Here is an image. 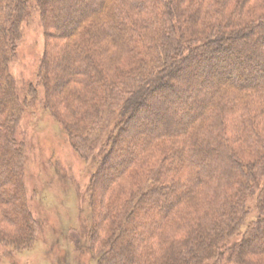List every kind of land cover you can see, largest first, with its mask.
Wrapping results in <instances>:
<instances>
[{"label": "trees", "instance_id": "trees-1", "mask_svg": "<svg viewBox=\"0 0 264 264\" xmlns=\"http://www.w3.org/2000/svg\"><path fill=\"white\" fill-rule=\"evenodd\" d=\"M254 3L0 0V239L24 249L36 230L23 184L27 148L16 135L27 103L10 72L22 22L36 11L56 39L46 41L38 73L43 105L94 164L87 192L95 223L71 236L75 254L94 264H264V75L242 78L226 59L236 50L228 40L246 46L264 37V10ZM205 60L223 68L195 90L190 108L162 102L158 120L131 122L151 111L149 99L173 92L175 71Z\"/></svg>", "mask_w": 264, "mask_h": 264}, {"label": "rangeland", "instance_id": "rangeland-1", "mask_svg": "<svg viewBox=\"0 0 264 264\" xmlns=\"http://www.w3.org/2000/svg\"><path fill=\"white\" fill-rule=\"evenodd\" d=\"M257 1L254 4L259 6L260 1ZM259 7L264 10L262 5ZM260 10L256 9V12ZM58 32L57 29H49V34ZM255 32L257 34L258 30ZM250 40L252 44L246 46L227 41L228 45L236 46L237 51L230 49L234 56L226 59L228 63L230 61L232 70L245 79L250 75H264V37L254 34ZM46 41L47 46L51 47V41L55 43L56 39L45 36L39 14L33 11L22 22L21 37L15 57L10 63V72L15 80L17 94L21 100L26 99L27 103L18 121L16 135L27 148L23 184L27 206L36 221V230L32 244L24 249H17L0 239V264H94L87 252L76 255L70 242L72 235H85V231L95 223L87 192L94 164L86 162L74 151L58 116L43 105L45 91L39 83L38 73L41 71ZM55 46L53 44L52 47ZM240 53L244 59L240 58ZM244 55H251L257 65L252 66V62L249 64ZM238 61L242 68L236 66ZM207 63L208 60L201 61L190 72L186 69L175 71L169 80L175 85L173 92L162 100L149 99L151 111H143L131 122L145 121L148 124L158 120V113L167 112L161 107L162 102L190 108L197 98L195 90L209 87L207 81L219 78L217 74L223 68L217 60ZM205 68L212 71L206 73ZM187 78L192 80L191 89L180 91L179 88ZM130 131V128L122 130L116 144L124 147L126 139L131 136ZM116 157V154L111 156L106 163L113 166ZM110 173L103 174L107 176ZM0 216L4 218L1 213ZM4 227L5 231L12 232L6 223Z\"/></svg>", "mask_w": 264, "mask_h": 264}]
</instances>
